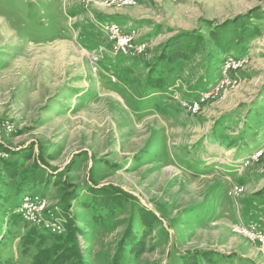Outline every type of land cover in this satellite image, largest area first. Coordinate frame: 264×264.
I'll return each mask as SVG.
<instances>
[{"label":"rangeland","instance_id":"rangeland-1","mask_svg":"<svg viewBox=\"0 0 264 264\" xmlns=\"http://www.w3.org/2000/svg\"><path fill=\"white\" fill-rule=\"evenodd\" d=\"M228 56L238 82L192 114ZM27 196L62 233L21 215ZM250 222L264 0H0V264H264L235 230Z\"/></svg>","mask_w":264,"mask_h":264},{"label":"built area","instance_id":"built-area-1","mask_svg":"<svg viewBox=\"0 0 264 264\" xmlns=\"http://www.w3.org/2000/svg\"><path fill=\"white\" fill-rule=\"evenodd\" d=\"M118 4H131L133 0H114ZM105 30L110 34L112 40H114L113 52L115 54L128 55L135 48L132 38L128 35H124L116 23H107L104 25ZM137 48V47H136ZM101 60V52H95L92 55V63H97ZM245 60L234 56H228L224 59L221 68L220 78L213 83L209 88L201 92L199 98L196 100H183L182 106L186 108L192 114H196L200 111L201 105L212 97L218 95L225 87L234 85L238 82L236 73L243 67ZM40 206L37 202H34L30 197H25L23 203H21L20 213L21 215L37 224L44 227L48 231L53 233H62V225L59 222L43 220L39 215ZM235 230L240 232L244 237H247L250 241L260 245L264 251V228L258 225L257 222L241 223L235 226Z\"/></svg>","mask_w":264,"mask_h":264},{"label":"trees","instance_id":"trees-1","mask_svg":"<svg viewBox=\"0 0 264 264\" xmlns=\"http://www.w3.org/2000/svg\"><path fill=\"white\" fill-rule=\"evenodd\" d=\"M245 39H247L245 36L243 37V40H245ZM240 41H242V40H240ZM189 46V45H188ZM176 47H177V49H179V50H181V49H183L184 47H186L185 45H183V44H177L176 43ZM179 53V52H178ZM182 53H184V52H181L179 55H181ZM176 54V53H175ZM221 66V65H220ZM220 66H219V71H220Z\"/></svg>","mask_w":264,"mask_h":264},{"label":"bare ground","instance_id":"bare-ground-1","mask_svg":"<svg viewBox=\"0 0 264 264\" xmlns=\"http://www.w3.org/2000/svg\"><path fill=\"white\" fill-rule=\"evenodd\" d=\"M242 235V234H241Z\"/></svg>","mask_w":264,"mask_h":264}]
</instances>
